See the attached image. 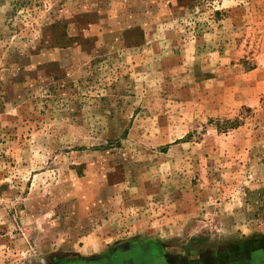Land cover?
Returning a JSON list of instances; mask_svg holds the SVG:
<instances>
[{"label":"rangeland","instance_id":"1","mask_svg":"<svg viewBox=\"0 0 264 264\" xmlns=\"http://www.w3.org/2000/svg\"><path fill=\"white\" fill-rule=\"evenodd\" d=\"M109 251L264 264V0H0V264Z\"/></svg>","mask_w":264,"mask_h":264},{"label":"crops","instance_id":"2","mask_svg":"<svg viewBox=\"0 0 264 264\" xmlns=\"http://www.w3.org/2000/svg\"><path fill=\"white\" fill-rule=\"evenodd\" d=\"M135 253H139V252L109 251L104 253V255H100L99 257L90 256L89 258H92L95 261L89 264H153L147 261L149 258L151 259V257L143 256L142 254H135ZM77 263L84 264L82 262H77Z\"/></svg>","mask_w":264,"mask_h":264}]
</instances>
